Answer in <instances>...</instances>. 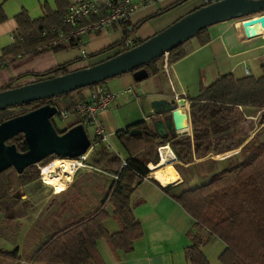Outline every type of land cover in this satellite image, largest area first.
Here are the masks:
<instances>
[{"label": "trees", "instance_id": "1", "mask_svg": "<svg viewBox=\"0 0 264 264\" xmlns=\"http://www.w3.org/2000/svg\"><path fill=\"white\" fill-rule=\"evenodd\" d=\"M183 1L185 0H179L178 3ZM55 2V10L47 3L42 4L43 16L36 20H30L25 11L17 16L20 29L28 33L33 45L42 40L40 31L43 28L61 25L69 0ZM201 6L202 2L194 9ZM139 23L124 24L123 37L108 48V51L114 52L95 63L141 43L143 40L134 37ZM214 26L203 29L196 35L202 43L209 38V32ZM74 45L77 44L73 43ZM183 46L184 44L169 52L171 62L186 54ZM58 47L51 48L56 50ZM161 59L162 57L154 59L145 66L148 73L154 74L160 70ZM70 65L68 62L45 72L27 73L16 77V80L28 75L35 76L37 80L58 76L71 71L68 69ZM105 83L106 81L98 85ZM13 87L12 81L2 85L0 91ZM73 93H79L78 98L65 100L68 110L76 102L86 99L80 90ZM69 95L70 93L57 97L64 99ZM54 100L55 97L1 109L0 122L47 103L56 105ZM189 110L191 134L172 132L159 136L149 129L143 136L131 137L128 129L118 131L117 135L124 137L122 143L127 149V140L134 138L141 142L142 150L130 154L124 164L116 153L109 151L102 142H97L91 152L94 159L89 160V164L118 176L110 181L108 190L99 202L86 212L76 210L78 206H75V201L80 195L77 185L82 181L80 178L69 186L68 191L65 189L59 193L63 199L53 211L54 220L50 223L53 232L47 233L44 239L26 251L23 259L20 258L18 247L11 251L0 248V257L22 261L24 264H104L98 251L100 239H104L113 251H131L134 241L142 236V226L133 214L130 194L134 186L148 176V165L159 162L157 148L169 144L178 162L174 167L180 174H183V166L188 164L193 165V168L209 162L211 169L203 174L197 171L203 182L174 196L194 220L193 227L188 232L191 245L185 249L187 259L191 264H210L203 248L212 238H217L224 244L218 256V264H264V125L257 129L252 124L244 129L243 125L252 122V117L259 119L264 115V66L259 75L236 77L228 73L210 84H202L198 95L189 100ZM64 130L57 129L59 133ZM251 132L253 133L250 134ZM8 143H14L20 152L27 149L22 134H17ZM235 150L236 153L221 159L222 166H219L218 160L211 158ZM195 158L205 160L195 164ZM165 169L166 173H162L161 169L154 172L156 178L163 183L175 180L176 173L172 167ZM39 174L37 165H30L22 173H17V178L20 185H24L39 178ZM20 196V193L14 194L12 199H20ZM9 209L0 207V214ZM9 211L12 214H4V217L10 221L16 217V212L13 208ZM108 218L116 222L117 231L109 232L106 229L104 222Z\"/></svg>", "mask_w": 264, "mask_h": 264}, {"label": "crops", "instance_id": "2", "mask_svg": "<svg viewBox=\"0 0 264 264\" xmlns=\"http://www.w3.org/2000/svg\"><path fill=\"white\" fill-rule=\"evenodd\" d=\"M178 1L164 0L156 6L138 10L131 21L132 24L140 22L135 29L134 37H138L140 40L149 38L201 3V0H185L180 3ZM44 3H47L52 10L56 9L55 0H0L2 10L0 18V87L12 81L14 87L37 81L33 75L18 80L16 77L27 73L45 72L68 62L71 63L69 70L92 65L100 58L114 52L113 50L108 51V48L118 43L123 37V26L116 25L87 35L84 40L86 57L82 56L78 46H73V43L63 42L56 45L59 46L56 50L48 48L45 45L51 36L44 37L41 35V31L40 38L42 40L33 45L29 40L28 33L20 29L17 16L25 11L30 20H36L43 16L42 4ZM187 4H189L188 7L183 8ZM243 23L240 22V26ZM240 26H234L230 21L220 23L211 28L206 42L202 43L200 39L195 42L186 41L183 46L186 54L171 62L167 73L161 66L158 72L149 73L146 79L139 82L133 79L131 73H126L113 77L115 79H109L102 85L110 91L131 89V92L121 94L116 98L110 107L99 115V121L104 127L105 133L106 129L109 130L108 134L113 133L117 146L124 151V156L120 158L122 162L130 154L140 152L142 148L140 140L131 138L126 141L129 147L127 149L122 143L124 137L120 138L117 135L118 131L128 129L131 137L143 136L149 129L156 132L154 121L169 119L168 115L155 116V107L153 106L155 100H173L175 99L174 93H178L180 94V104L182 102L189 103L191 98L198 95L202 84H210L219 76L228 73H232L236 77L260 74L261 68L264 66V28L257 25L253 28L256 35L246 37ZM45 47L47 48L44 49ZM102 51L108 52L94 56ZM92 88L90 87L81 94L87 98ZM78 123H81V120L75 124ZM132 129L141 132L135 130V134L132 135L130 134ZM108 134L106 133L107 136ZM187 134H191V127ZM89 137L92 138L91 135ZM107 146L112 149L109 144ZM111 152L119 156L118 151L112 150ZM203 160L205 159L195 158L194 162L197 164ZM175 163L162 164L158 168H151L156 164L148 165L149 169L151 168L148 176L137 183L130 194V204L134 216L141 223L142 236L134 241L133 248L129 252L113 251L104 239L98 240V251L104 264H191L186 257L185 249L191 245L188 232L192 229L194 220L174 198L175 195L187 189L186 179L175 169ZM168 166H171L176 173V179L163 183L156 178L154 172L161 169L162 173H166L165 168ZM192 166L184 165L183 169H190ZM91 167L101 172L109 180L106 181L103 190H98V194L102 192L104 194L109 188L110 181L114 179V174L92 165ZM194 177L195 175L192 176V178ZM69 186L67 191L70 189ZM92 188L95 192L99 188V184L95 183ZM21 189L20 187L19 191ZM79 193V197L76 198V201L79 202L76 210L79 211H84L87 208L89 210L102 198L92 196L93 203H87V207L84 208L83 205L80 206V202L82 204L86 199L81 190ZM25 197L26 194L21 193L20 199H25ZM104 225L109 232H115L118 229L112 218H108ZM209 245L218 247V256L224 248V244L219 239L212 238L203 248L205 255ZM30 249H32V245Z\"/></svg>", "mask_w": 264, "mask_h": 264}, {"label": "water", "instance_id": "3", "mask_svg": "<svg viewBox=\"0 0 264 264\" xmlns=\"http://www.w3.org/2000/svg\"><path fill=\"white\" fill-rule=\"evenodd\" d=\"M240 18H246L242 24L245 36H255V26L264 28V0H220L203 5L141 43L101 62L1 90L0 110L68 94L126 73H131L135 81H142L149 75L145 66L154 59L163 57L203 29ZM179 102L175 99L153 102L155 116L169 117L166 121H154L159 136L184 132L191 127L190 110ZM57 111L56 105L47 103L0 122V173L13 168L20 174L52 155L76 159L88 152L91 139L84 126L78 123L59 133L52 121ZM135 130H130V134H135ZM17 134L23 135L27 148L24 152L18 151L14 143H8Z\"/></svg>", "mask_w": 264, "mask_h": 264}, {"label": "rangeland", "instance_id": "4", "mask_svg": "<svg viewBox=\"0 0 264 264\" xmlns=\"http://www.w3.org/2000/svg\"><path fill=\"white\" fill-rule=\"evenodd\" d=\"M190 1V0H189ZM187 6H183V8H187ZM182 10V9H181ZM184 10V9H183ZM180 11V10H179ZM185 15V14H184ZM246 18H240V19H234L230 22L234 24V26H240V22H244ZM242 27V25L240 26ZM199 37L194 36L193 38L189 39L188 41H198ZM163 58L159 61V65L162 66ZM118 77V76H116ZM115 79V78H111ZM108 81V80H107ZM166 85H168L166 79H164ZM90 87L81 88L80 93L83 91H87ZM79 93H73L71 92L70 95L67 98H60L55 97L54 103L57 105L58 110L66 109L65 100L78 98ZM251 118V117H249ZM252 122H246L244 123V129H248L251 124L257 129L260 125H264V121L259 124L260 121L264 120V115L261 116L259 119H256V117H252ZM80 121L79 117L75 115L74 113L68 114L65 118H61L58 114L54 115L52 118V121L59 131L67 129L71 127L73 124H75L77 121ZM85 130L87 134L90 136L92 135L93 128L92 127H85ZM109 130L106 129V133L108 134ZM251 132L250 134H252ZM107 144L111 146H107V144H104L106 148L110 151H118L119 152V158H122L124 156V151L119 148L116 144V137L114 134H108L107 136ZM92 150L88 152L87 160L85 161L87 166H91L89 163L94 159V156L91 154ZM237 150L229 152L228 155H222L220 154L212 156L211 158L218 160L219 166L223 165V162L221 159L236 153ZM65 159V160H64ZM56 160L59 161H66L69 160L68 158H56L54 160L45 159L44 161L36 164L39 168V178L24 184L20 185L18 178H17V172L13 168H8L0 173V207L2 209L4 208H10L16 212V217L13 220H7L6 217H4V214L10 213L8 216L12 214L9 210H6L3 212V214H0L1 222H0V248L4 250H13L18 247L20 250V258L23 259V254L30 249L31 245L33 246L35 243L38 244L42 239H44L45 235L48 233L50 234L53 232V228L50 229V223H52L53 216H54V209H56L57 203L59 201H62V196L59 193L55 192V189L53 187H50L49 185L43 184L42 179V173L41 169L45 166H50L53 164ZM90 160V161H89ZM72 161V159L70 160ZM210 163H202L199 164L197 167H193L190 169H183V174L186 179L185 185L187 188L196 186V184H201L203 181L201 180V175L198 176V173H206L210 169ZM45 167V168H47ZM158 166L152 165L151 168H158ZM43 170V169H42ZM210 172V171H209ZM195 175L194 178L192 176ZM81 183H77V187H79V190L83 193V196L85 197V201L80 206L83 205L84 208L87 207V203H93L92 196H103V192L98 194V190H103L104 185L107 183L106 181H109L107 178H105L101 172H98L97 170L93 168H82L79 169L74 173L72 176L70 184L68 183L66 189H68V186L71 185L73 182L80 180ZM107 179V180H106ZM80 182V181H79ZM195 182V183H194ZM95 183L99 184V188L93 192V185ZM194 184V185H193ZM22 188L19 191V188ZM19 193H25L26 197L25 199H12L14 194ZM15 200V201H14ZM14 201V203H13ZM26 201V202H24ZM80 201V200H79ZM75 206H79V202L75 201ZM12 206V207H11ZM88 209V208H87ZM86 209V210H87ZM84 210V211H86ZM82 211V210H81ZM218 247L217 246H210L207 248V258L210 261L211 264H218ZM24 264L22 261L16 262L14 260H10L8 258L0 257V264Z\"/></svg>", "mask_w": 264, "mask_h": 264}, {"label": "built area", "instance_id": "5", "mask_svg": "<svg viewBox=\"0 0 264 264\" xmlns=\"http://www.w3.org/2000/svg\"><path fill=\"white\" fill-rule=\"evenodd\" d=\"M163 1L164 0H69V5L62 18L61 25L48 29L43 28L41 30V35L44 37L51 36L45 46L52 47L63 42L75 43L80 49L82 56L86 57L84 40L87 35L99 32L112 25L123 26L128 23L132 25V17L138 10L149 6H156ZM217 1L220 0H201L203 5H208ZM127 43H129V41H127ZM162 58V69L167 73L171 63L169 53H166ZM247 73H249L248 70ZM128 92H131V89L110 91L103 86L96 85L91 89L85 100L76 102L70 110L63 109L57 111V114L61 118H65L68 114L74 113L80 118L81 124L84 127L90 126L93 128L91 147L88 150V152H90L97 142L106 143L107 141V135L104 127L99 121V115L107 110L111 103L121 94ZM174 95L175 100L179 101L180 94L174 93ZM187 107L189 108L188 102ZM184 133L187 132H180L179 134ZM92 139H95V141L93 142ZM88 152L76 159H72L75 172L85 167L92 168L85 163ZM157 152L159 162L156 165L163 159H165L166 163L177 162L176 155L169 144L159 146ZM228 154L229 153L223 154V156ZM124 163L123 161V164ZM149 170L151 171V169ZM113 178L117 179L118 176L114 174Z\"/></svg>", "mask_w": 264, "mask_h": 264}, {"label": "bare ground", "instance_id": "6", "mask_svg": "<svg viewBox=\"0 0 264 264\" xmlns=\"http://www.w3.org/2000/svg\"><path fill=\"white\" fill-rule=\"evenodd\" d=\"M180 105L187 106V102H182ZM187 131H190V127L188 128V130L184 132ZM70 160L71 159L66 161L56 160L53 164H51L47 168H43L42 170V179L44 181L43 184L45 183L44 185L47 184L50 187H53L56 193H60L63 190H65L69 181H71L72 176L75 173L73 162ZM162 164H167L165 162V159H163L160 162L159 166H161Z\"/></svg>", "mask_w": 264, "mask_h": 264}, {"label": "flooded vegetation", "instance_id": "7", "mask_svg": "<svg viewBox=\"0 0 264 264\" xmlns=\"http://www.w3.org/2000/svg\"><path fill=\"white\" fill-rule=\"evenodd\" d=\"M56 158H60V157H57V156H55V155H52V156L48 157L47 159H50V160L52 161V160H54V159H56ZM47 159H46V160H47ZM60 159H62V158H60Z\"/></svg>", "mask_w": 264, "mask_h": 264}]
</instances>
